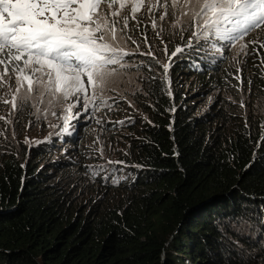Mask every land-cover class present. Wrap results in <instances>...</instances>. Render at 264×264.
<instances>
[{
  "label": "trees",
  "instance_id": "16d2710c",
  "mask_svg": "<svg viewBox=\"0 0 264 264\" xmlns=\"http://www.w3.org/2000/svg\"><path fill=\"white\" fill-rule=\"evenodd\" d=\"M164 40L171 55L177 40ZM136 56L142 96L131 98L144 116L114 123V172L95 169L98 149L0 155V264H264L263 121L246 130L196 114L186 83L227 88L220 55L187 48L170 85L168 58L149 69L146 56L125 59Z\"/></svg>",
  "mask_w": 264,
  "mask_h": 264
},
{
  "label": "snow or ice",
  "instance_id": "6c2138e0",
  "mask_svg": "<svg viewBox=\"0 0 264 264\" xmlns=\"http://www.w3.org/2000/svg\"><path fill=\"white\" fill-rule=\"evenodd\" d=\"M102 6L111 10L108 14L111 19L104 14ZM126 8L133 14L132 20L137 19L135 13L142 9L150 14V28L168 57V63L161 66L162 78L169 85L172 58L192 48L194 40L207 43L215 37L217 42L231 47L253 31L264 28V0H170V3L169 0H0V90L7 88L0 93V103L10 105L9 115L15 116L28 106L41 111L32 103L37 97L38 103H43L45 96L50 97L49 104H60L75 97L62 117L66 125L62 126V131L70 134L71 122L81 115L79 110L73 112V109L83 102V111L89 110L98 99L95 90L102 91L109 78L116 74L114 66L127 67L125 58L137 54L149 58L140 66L150 69L153 60L160 64L154 51L156 45L149 43L148 25L141 33L146 52L140 50L136 40H132L136 52L113 47L106 41V35L116 40L117 31L131 40L130 33L140 28V21L135 28H130L129 17L121 18V10ZM169 17L173 21L166 28ZM180 17H189V20ZM198 27L202 29L199 32ZM168 28L176 29L175 34H180L181 39L183 32L191 30L187 44L176 46L171 55L168 54L169 42L164 40ZM248 43L255 45L257 41ZM244 47L247 48V44ZM260 47L264 48V42ZM252 54L259 55L255 48ZM261 64L264 65V58ZM84 77H87L88 87H85ZM234 79L239 80L240 76L235 75ZM88 88L93 90L91 97ZM9 95L11 98H6ZM51 114L57 115L55 111ZM0 121L11 123L6 116H0Z\"/></svg>",
  "mask_w": 264,
  "mask_h": 264
},
{
  "label": "rangeland",
  "instance_id": "374dc122",
  "mask_svg": "<svg viewBox=\"0 0 264 264\" xmlns=\"http://www.w3.org/2000/svg\"><path fill=\"white\" fill-rule=\"evenodd\" d=\"M102 7L104 8V14L108 15L111 10L107 9L106 6ZM125 15L129 17L130 28H135L137 21L141 22L140 28L130 33L132 39L126 40L122 33L117 31L116 40H112L110 35H106V41L113 47H119L127 52H136V44L132 43V40H136L140 43V50L146 52L148 49L142 43L141 33L144 31V26L148 25L149 43L156 45L154 51L156 54L161 55L159 61L162 63L166 60L168 57L162 51L163 45L156 39L155 33L150 28L151 22L148 19L150 14L146 13V9L135 13L136 20H132L133 14L127 8L121 10V18ZM108 18L111 19V16L108 15ZM180 18L185 21L189 20V17ZM172 21L173 18L169 17L165 25L166 28ZM201 30L199 27L196 28L197 32ZM176 31V29L168 28L164 34V36L167 35V38L177 40L175 46L187 42L188 37L191 36V30H188L182 33L183 39H181L180 34H175ZM253 40H256L257 44L248 43ZM261 42H264V28L253 31L231 47L225 46L224 42H217L215 37H211L207 43L203 40L197 43L194 40L193 48L199 49L203 53L222 57L223 63L220 72L227 75V81L229 82L228 87L223 90L217 89L213 92L204 90L200 92L196 85L191 81H187V91L193 90L191 95H194L192 99L197 115L204 112H208L212 116L219 114V124L230 126L232 122H237L239 126H243L246 130L253 123L259 124L263 121L262 129H264V65L261 64V58H264V48L260 47ZM246 44L247 48L244 47ZM253 48L258 51L259 55L252 54ZM168 54H170L169 47ZM141 59V57L136 56L131 62L127 61L128 66L124 68L118 65L114 66L117 69L116 74L109 78L106 87L102 91L99 88L95 90L98 99L87 112L83 111V102L78 104L76 109H73V112L79 110L81 115L71 122L73 127L69 129L70 134L62 131V126H66L62 117L67 114L64 109L73 102L75 97L60 104H49L50 97L47 96L44 97L43 103H38L39 98L37 97L32 103L37 104L41 111L37 112L35 108L28 106L15 116L9 115L10 105L0 103V116H6L11 121V123L0 121V133H2L0 135V155L24 158L28 154L30 146L38 144L34 141L44 143L52 158L74 156L82 147L86 151L98 149L100 154L96 166H94L95 169L99 168L100 171L109 169V171L114 172L113 164L118 162L117 152L122 148L124 139L122 135L117 134L120 130L114 129V123L123 121L119 125H122L125 129L133 122L131 118L139 117L143 119L144 116L134 100V96H142V92L138 82L139 74L133 71L132 68ZM165 63H168V61ZM238 69L239 72H237ZM235 75H239L240 79H234ZM83 79L85 87H88L87 77ZM249 81H251V84H249ZM6 91L7 88L0 90V93ZM92 92L93 90L88 88L90 97ZM131 94H134L132 98ZM6 98L10 99L11 97L9 95ZM242 103L243 107L241 106ZM221 109L227 112L226 116L221 114ZM53 111L57 113L56 116L51 114ZM223 120L226 121V124L222 123ZM50 125H55V127ZM111 132L115 133L113 135L117 137V140L111 141ZM73 135L75 136L74 139L71 138ZM115 172L117 174L118 171Z\"/></svg>",
  "mask_w": 264,
  "mask_h": 264
}]
</instances>
